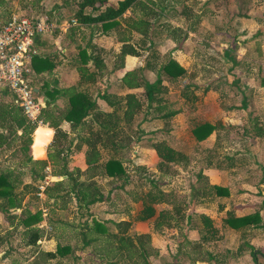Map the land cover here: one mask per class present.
I'll use <instances>...</instances> for the list:
<instances>
[{
  "label": "rangeland",
  "instance_id": "rangeland-1",
  "mask_svg": "<svg viewBox=\"0 0 264 264\" xmlns=\"http://www.w3.org/2000/svg\"><path fill=\"white\" fill-rule=\"evenodd\" d=\"M159 1L160 5L147 2L148 8L137 5L128 10L119 20L121 26L107 35L99 25H71L73 12L63 0H0V24L20 15L51 21L56 27L49 34H59L58 25L69 28L66 33L77 27L80 33L75 32L63 56L75 57L85 48L102 59L103 68L96 74L92 95L107 93L109 100L116 102L129 92L140 103L131 120L119 121L120 130L113 137L119 147L106 150L97 146L101 164L98 162L95 169L85 161L88 146L85 153L71 155L74 158L66 164L83 183L80 190L91 192L87 199L101 193L102 200L85 206L66 180L59 186L61 190L53 189L52 196L47 197L44 187L65 177L52 176L51 169L41 170L45 177H31L28 187L13 199L15 206L0 213V264H115L117 258L120 262L116 264H131L118 257L117 243L108 234L118 231L114 222L135 217L141 206L136 198L144 193L162 194V202L168 205L158 208L165 209L173 221L187 226L186 217L190 216V222L198 223L192 233L184 228L166 229L163 234L167 238H154L152 249L145 244L151 264H195L198 257L207 264H264V257L258 262L264 255V0ZM67 4L75 7L70 1ZM144 13L150 21L148 39L128 30L136 20L147 17ZM123 36L139 51L132 68H125L130 55L120 56L122 42L118 39ZM169 59L183 66L185 74L175 80L162 74L161 91L151 103L143 87L120 86L125 71L134 68H141L136 72L139 81L154 82L160 65ZM88 67L94 70L93 64ZM74 78L75 74H68V79ZM243 100L245 108L241 107ZM97 101L104 111L124 105L121 100L109 108L104 99ZM64 103L62 107L66 100ZM170 112L174 114L164 116ZM117 114L122 117L121 108ZM201 122L222 128L197 141L192 129ZM87 130L84 136L91 140H113ZM158 141L180 151L184 163L158 164L160 158L153 147ZM110 156L122 159L126 170L118 181L102 168ZM199 173L204 175L202 183L196 180ZM213 184L227 187L229 195L209 194L213 191L208 186ZM27 211L39 212L33 226L40 234L34 244L27 243V228L19 224ZM228 213L256 214L253 224L260 227L230 228L224 222ZM202 214L212 220L208 231L202 225ZM131 224L122 235L134 240L146 234L141 241L149 239L152 243L151 233L137 234L140 228ZM189 242L200 245L194 247ZM63 245L69 247L64 256L48 255ZM156 251L159 254L154 257Z\"/></svg>",
  "mask_w": 264,
  "mask_h": 264
},
{
  "label": "trees",
  "instance_id": "trees-1",
  "mask_svg": "<svg viewBox=\"0 0 264 264\" xmlns=\"http://www.w3.org/2000/svg\"><path fill=\"white\" fill-rule=\"evenodd\" d=\"M69 1L75 6L74 8L72 5H69ZM63 0L62 4L67 5L71 11L73 12L69 22L71 23L75 20L76 23L82 26H91V25H99L102 32L107 35H110L111 30H117L118 27L121 26L119 20L123 18V15L128 10H132L137 5L145 6L148 8V3L152 4H159L160 1L158 0H116L115 2H111L110 0ZM87 9H90L88 12ZM151 12H154L155 8L150 7L149 9ZM146 13V12H145ZM144 13V14H145ZM155 14V13H154ZM147 17H141L136 20L132 25L129 26V31H135L140 33L144 38H149V28H150V21L148 20V15L145 14ZM32 17V16H31ZM5 22V20H4ZM3 23V22H2ZM77 28V27H72ZM186 30H189L187 28ZM122 42L121 48V58L125 55L129 54L132 56H138L139 51L132 45L129 46L127 43L126 37H119L118 39ZM80 58L78 60L77 70L80 76L79 84L85 81H93L95 80L96 74L101 72L103 68L102 59L99 55H93L92 53L88 54L85 49H80L79 51ZM153 54V53H152ZM151 54V56H152ZM34 61L37 59L35 56L32 58ZM40 60V59H38ZM44 61V59H41ZM89 61H92L94 70H91L88 67ZM146 64L147 63L146 61ZM141 69V68H138ZM138 69H129L125 71V74L122 76L120 86L123 89H135L139 87H143L145 90V94L149 103H151L154 99L157 98V95L161 91L162 86V79L161 75L164 74L168 76V79L175 80L179 77H182L185 74V68L181 66L177 61L173 59L167 60L165 63L161 64L159 69L160 72L157 74L158 77L154 82L148 81H139L136 72ZM51 95L54 90L50 91ZM99 98L104 99L108 105L118 104L121 100H124V105L116 106L111 111H103L98 108V104L95 100L91 98V96L83 91L79 90L70 94L67 97V103L63 110L59 113L53 111V108L50 110L47 108L39 114V119L41 120V115L45 116L46 120H49V125L55 129V134L53 141L51 143L52 147L55 148V153L49 154V160H39L37 161V165H39V172L38 170H32V178L36 177L38 179H43L45 174L40 173L41 170H44L49 165H51V175L53 176H61L66 175L65 179L58 180L53 182L50 186L46 185L44 187V193L47 197H51V190L58 189L61 190L59 187L64 180H66L69 185V188H72L74 192H76L77 199L83 201L85 206L93 204L96 201L102 200L101 193L97 196H93L89 199L91 192L90 191H82L80 190V186L83 185L82 182L78 181L76 177L73 176V173L68 171L66 168V163L63 160V157H60L61 152L64 151L66 147L65 142L70 144L72 141L69 139V135L67 132L60 129L59 125L63 120L67 122H71V125H82L85 123L86 118H92L90 121L95 120L97 125L100 127L99 130L92 132L93 129L88 128V132L96 133L97 136L102 135L107 139H113L114 136L117 135L118 130H120L119 121L125 119L127 121L131 120L134 115L140 109L139 98L135 96L134 93H125L123 97L118 98L116 102L109 100V94L102 93L98 95ZM247 105L246 101H242V108H245ZM122 109V117L117 114L118 109ZM174 112L166 113L164 116L173 115ZM11 115V114H10ZM11 120L16 122L17 125L21 126L22 128V148L25 151L32 142L31 132L37 126V123L31 122L24 113H20L15 111L14 115H11ZM42 121V120H41ZM44 123V120H43ZM90 125V124H89ZM222 128V125H214L210 122H201L195 125L192 129V135L197 141H201L206 139L212 132L215 130ZM49 133V132H48ZM44 131V138L48 134ZM102 137H98L97 140H91L84 136V142L86 146L89 147L90 151H86L85 161L89 167L96 168L98 162L100 163V155L97 149V146L108 149H117L119 147L118 142L116 140H109L108 143L102 142ZM100 142V143H99ZM63 143V145H62ZM99 144V145H98ZM154 149L156 150L157 156L160 158L158 164H167L172 162L176 165H182V162L185 159V156L180 152L174 149L173 147L169 146L164 141H158L153 145ZM57 161H56V160ZM60 159V160H58ZM101 164V163H100ZM59 166V167H57ZM220 165H217V168ZM98 168V167H97ZM102 168L105 170L107 176H110L115 181H118L120 178L122 179L126 175V170L123 165V161L120 158H115L110 156L104 163H102ZM198 178L196 179L200 183L202 178H204L203 173H199ZM18 179L15 177H10V175L3 174L0 175V213H6L7 209L10 207L15 206V202L13 203V199L17 195L13 188H16L15 184L17 183ZM202 183V182H201ZM27 188L28 185H24ZM209 188L212 189V193L218 196H227L229 194V189L227 187L221 185H209ZM89 195V196H88ZM162 195V194H161ZM163 196L154 195L153 193H144V195L137 196L136 200L142 201V209L139 211L138 218L139 219H146L152 216L155 212L154 203L158 200H161ZM3 201L6 203L3 204ZM18 202L16 206H18ZM38 213H31L27 211L26 215H21L19 219V224L23 225L26 232L29 233V238L27 243L34 244L39 238V232L35 222L38 221ZM201 222L204 227H206L207 231L208 228L211 227L212 220L206 216L201 215ZM257 217L256 214L254 215H245V216H235L233 213H228V216L225 218L224 222L227 226L233 229H239L241 227L251 226L254 225L253 222ZM190 219V218H189ZM188 219V220H189ZM118 231H112L109 236L114 238V241L117 243V250H118V257L119 258H126L130 261L131 264H151L148 260L149 251L148 247H145V244H148L149 248L152 249L150 240L148 239L145 243L141 241V238H144L145 235L142 234L140 236H136V239L133 240L131 236H124L122 234H126L125 230L129 227V223L126 221L121 222H114ZM157 223L155 224V226ZM101 229V228H99ZM119 232V233H118ZM102 234V233H101ZM206 235H208L206 233ZM148 237V236H147ZM189 244H194V247L200 245L198 242H189ZM69 251L68 245L59 246L53 253H48L51 257L54 256H64ZM185 255V254H184ZM252 255L255 257L254 252ZM208 260L211 259L210 255L207 258ZM195 261V259L193 258ZM196 260H203L201 258H197ZM120 262L118 258L114 261L116 264Z\"/></svg>",
  "mask_w": 264,
  "mask_h": 264
},
{
  "label": "crops",
  "instance_id": "crops-1",
  "mask_svg": "<svg viewBox=\"0 0 264 264\" xmlns=\"http://www.w3.org/2000/svg\"><path fill=\"white\" fill-rule=\"evenodd\" d=\"M58 26L60 28L59 34L57 35L49 34L40 37L36 40L35 47L37 50V54L34 56L37 59L35 61L31 59V68L33 70L32 84L34 85V88L37 91V97L41 103L40 113L41 111L47 108L49 110L53 108L54 112L60 113L64 108L62 107V105L65 102V100L67 103L68 94H70V92L72 94L78 91V89L87 92L91 96V98L97 102L98 108L103 109L102 107H100L99 101H97L98 99L101 100V98L98 97L99 92L95 96L92 95L93 94L92 92H94L96 89L95 87L97 82L95 80L93 81L91 80L79 84L80 76L77 70V66H78V60L80 58V54L78 53L79 58L77 56L78 54L75 57H70L68 55L63 56L66 55L64 52L67 51V46L72 42L73 39L72 37L74 36L75 32L79 34L80 30L77 28H73L72 30L68 31V33H66L69 28L66 29L61 25ZM80 49H85V48H80ZM85 50L86 52H88L87 49ZM88 54H90V52H88ZM134 57L135 56L130 55L126 59L125 68L126 66L127 68H132L130 66L132 64L135 65L136 59H134ZM41 59H44V61ZM129 62H131L130 65ZM92 63H93L92 61H89L88 64H92ZM69 73L75 74V78L68 79ZM52 90H54L55 92H53L51 95L50 91ZM60 107L62 109H60ZM108 107L110 108L111 106ZM16 109L19 112V114L23 113L19 103L14 98V95H12V93L5 86L0 85V175L7 174L10 175V177H15L18 179L17 183L15 184L16 188H13V191L17 193L22 188L26 187L24 185L29 184V182L31 181L32 179L31 171L32 170L37 171V167L39 166L37 165V161L49 160V154L55 153V148L52 147L51 145L54 138L55 129L49 125V120H46L45 116L41 115L42 121L40 120L41 122L36 124L37 126L31 132V138H32L31 145L24 151L22 148L23 145L22 128L21 126L17 125L16 122L11 120V115H14ZM91 119L92 118L89 117L86 118L85 123L82 125L72 126L71 122H67L66 120H63L60 123L59 125L60 129L67 132L69 135V139L72 141L70 144H68V142H65L66 147L64 148V151H62L60 154L61 155L60 157H63V160L65 161L66 164L70 158H74L73 156L71 157V155L74 154L76 155L77 153L79 154L80 152L83 151H84L83 153H85L86 144L84 142L83 132L87 128L93 129L95 132L98 126L95 120L89 122V120ZM38 126H44V127H38ZM44 131L47 133L49 132L45 136V138H44ZM69 150H71V153H69ZM66 168L68 171L71 169L67 165ZM50 169H51V165H49V161H48V166L43 171L48 172L47 170ZM26 170L28 171L24 178L29 177V180L27 181H25V179L23 178V175L26 172ZM61 176L66 177V175H61ZM213 185H218V184H213ZM160 196L162 195L160 194ZM138 201L141 202V206L137 210V214L135 215V217L132 218L131 221L130 219H123V220H125L129 224L131 222L132 226L134 225L137 228L139 227L141 232L140 233L136 232L137 234L151 233L152 247L154 245L152 241L154 240V238H156V241L158 240L162 241V239L167 238L166 235L163 234V232L166 229L174 230L176 229L175 227H177V229L182 230L181 228H184V231L186 232L190 231L189 233H192L193 230H195L197 227L198 224L197 222L196 223L190 222L191 221L190 216L186 217L187 226H185L186 224L181 223L179 220L173 221L172 220L173 217L169 215V213L166 212L165 209L158 208L161 205H165V206L168 205L165 202H162V200H158L156 203L153 204L155 208V212L152 216L146 219H139L138 215H139V211L142 209V201L141 200ZM156 221L158 223L155 227ZM258 226L259 224L256 223L252 227L253 229H255L258 228ZM188 240L191 239L189 238ZM158 254H159L158 251H156L154 252L153 256L156 257L158 256ZM257 254H260V252H257ZM254 255L256 258V254ZM262 257H264V255L258 257V262L260 261L262 262L263 259ZM2 258H4V256ZM196 263L207 264L205 260H196L195 264Z\"/></svg>",
  "mask_w": 264,
  "mask_h": 264
},
{
  "label": "built area",
  "instance_id": "built-area-1",
  "mask_svg": "<svg viewBox=\"0 0 264 264\" xmlns=\"http://www.w3.org/2000/svg\"><path fill=\"white\" fill-rule=\"evenodd\" d=\"M71 25L76 24L73 20ZM56 25L41 17L12 15L0 24V85L14 95L24 115L40 123L41 103L32 84L31 59L37 54L35 42Z\"/></svg>",
  "mask_w": 264,
  "mask_h": 264
},
{
  "label": "bare ground",
  "instance_id": "bare-ground-1",
  "mask_svg": "<svg viewBox=\"0 0 264 264\" xmlns=\"http://www.w3.org/2000/svg\"><path fill=\"white\" fill-rule=\"evenodd\" d=\"M38 127H44V126H38Z\"/></svg>",
  "mask_w": 264,
  "mask_h": 264
}]
</instances>
